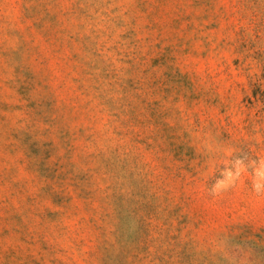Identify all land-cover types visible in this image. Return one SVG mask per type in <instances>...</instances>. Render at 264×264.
Segmentation results:
<instances>
[{"label": "rangeland", "instance_id": "1", "mask_svg": "<svg viewBox=\"0 0 264 264\" xmlns=\"http://www.w3.org/2000/svg\"><path fill=\"white\" fill-rule=\"evenodd\" d=\"M0 264H264V0H0Z\"/></svg>", "mask_w": 264, "mask_h": 264}]
</instances>
